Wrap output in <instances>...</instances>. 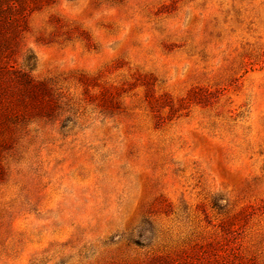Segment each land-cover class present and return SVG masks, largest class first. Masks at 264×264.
Returning a JSON list of instances; mask_svg holds the SVG:
<instances>
[{"label":"rangeland","instance_id":"rangeland-1","mask_svg":"<svg viewBox=\"0 0 264 264\" xmlns=\"http://www.w3.org/2000/svg\"><path fill=\"white\" fill-rule=\"evenodd\" d=\"M24 41L66 105L0 153V264H198L212 203L264 264V0H56Z\"/></svg>","mask_w":264,"mask_h":264},{"label":"trees","instance_id":"trees-1","mask_svg":"<svg viewBox=\"0 0 264 264\" xmlns=\"http://www.w3.org/2000/svg\"><path fill=\"white\" fill-rule=\"evenodd\" d=\"M56 0H0V153L15 138V131L30 119L53 122L61 117L64 106L60 93L53 90L46 82L35 81L31 71L35 67V56L25 44L28 32V19L37 12L50 8ZM122 3L124 0H106ZM53 20V18H51ZM51 21V20H50ZM69 39L70 33H67ZM204 91H191L186 103L205 104L209 94ZM144 99L151 112H157L162 99L156 98L146 87ZM102 111L111 113L116 108L113 96L107 91L101 93ZM164 102V101H163ZM0 157V172L2 169ZM218 214L224 218L217 223V228L202 246L193 245L189 255L196 256L198 264H255L252 256L243 254L237 242L238 224L246 215L245 209L232 214L212 203ZM202 262H199V261ZM192 258H188L190 263ZM166 264V260H165Z\"/></svg>","mask_w":264,"mask_h":264}]
</instances>
